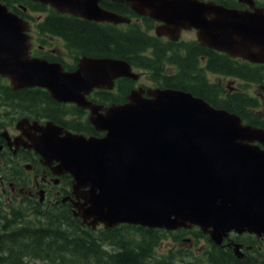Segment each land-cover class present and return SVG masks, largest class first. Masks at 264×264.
Returning a JSON list of instances; mask_svg holds the SVG:
<instances>
[{
  "label": "water",
  "instance_id": "water-1",
  "mask_svg": "<svg viewBox=\"0 0 264 264\" xmlns=\"http://www.w3.org/2000/svg\"><path fill=\"white\" fill-rule=\"evenodd\" d=\"M85 19L128 21L99 0H34ZM164 21L157 35L177 39L195 28L201 44L264 62V9L236 10L213 1L116 0ZM29 25L0 2V76L14 90L40 86L51 98L90 108L103 137L72 133L48 121L35 146L43 164L69 174L73 216L91 227L120 223L175 230L198 225L220 245L229 231L264 235V128L215 108L191 93L132 90L104 108L85 100L119 76L137 78L118 60L83 56L76 70L29 54ZM259 142V147L252 142ZM231 244H229L230 246ZM241 257V244L232 243Z\"/></svg>",
  "mask_w": 264,
  "mask_h": 264
},
{
  "label": "trees",
  "instance_id": "trees-1",
  "mask_svg": "<svg viewBox=\"0 0 264 264\" xmlns=\"http://www.w3.org/2000/svg\"><path fill=\"white\" fill-rule=\"evenodd\" d=\"M1 1L19 16L34 21L33 27L40 33L62 38L66 46L76 55L79 53L125 58L135 67L148 69L152 75L161 78V83L163 82L165 86L180 87L193 93L195 91L196 95L219 105L230 102L223 107L239 114L247 123L264 127V114L260 113V115L255 111H250L252 108L259 107L257 97L252 98L243 91H238L230 97L228 96L227 101H221L213 97L218 94L217 84H207L203 76L195 77L197 74L209 71L229 77H244L245 82H250L264 78V71L259 68L255 77L250 76L251 69L239 67L224 54L206 49L196 42V44L184 42L182 45L164 44L162 39L141 31L135 24L126 29H119L113 25L98 27L79 18L60 15L52 9L44 17L37 19L30 15L29 10L45 11L47 10L46 5L32 0ZM23 7H26L27 10L24 11ZM198 60L205 61V64L196 68ZM168 73H173V75L170 76ZM183 79L189 82L186 86H184L185 82L181 81ZM191 79H196V81ZM258 82L260 81L258 80ZM119 85L117 96L104 92L100 93L98 98L102 102H109L117 99L118 96L125 95L130 87V80H122ZM124 88L126 92H123ZM2 100L6 103L7 109L15 111L18 106L22 107L24 104L23 109L40 111L41 116L47 114L50 119L55 121H57V114H55V118L50 115L49 107H54V112L61 108L50 98L48 93L41 90H13L8 82L0 77V101ZM87 126L90 132L95 133L89 123ZM10 207H7L4 212L0 211V264H25L22 260L25 256H29L28 260L52 257V261L44 262V264L48 262L81 264L86 260L87 264H92L91 257L98 260L95 264H98L99 261L105 264H177V259L173 256L168 257L162 263L149 262L148 259L154 244L164 237H171L173 241L182 242L186 236H202L197 233L198 231L193 234L184 232L182 229L168 232L163 229L145 228L139 225L93 229L83 224L78 217H74L72 211L65 205H56L48 210L40 207L37 214L31 216L27 215L26 210L22 211V207L18 205ZM43 217L47 218L46 223H43ZM135 236L141 237L142 240L135 242L132 238L126 241L122 240L124 237ZM106 241L117 245L118 249L106 254V258H103L100 255V247ZM212 248L209 251L210 255L204 256V261L198 260V263L238 264L239 261L233 257L231 252H223L216 246ZM95 250L96 253L91 255ZM61 252L70 254L71 259H67L65 255L61 261H54L60 259L58 253Z\"/></svg>",
  "mask_w": 264,
  "mask_h": 264
},
{
  "label": "flooded vegetation",
  "instance_id": "flooded-vegetation-1",
  "mask_svg": "<svg viewBox=\"0 0 264 264\" xmlns=\"http://www.w3.org/2000/svg\"><path fill=\"white\" fill-rule=\"evenodd\" d=\"M200 1H213L225 8L247 10L250 12L255 11V9H264V0ZM228 1L232 2V4ZM99 4L108 10L130 16L132 18V25L135 24L136 26L141 27V31L157 37L155 35V31L159 24L149 17L138 15L136 10L130 5L119 3L116 0H100ZM50 9L52 8L48 6L47 10H45L43 14L37 15V18L40 19L44 17ZM67 16L70 15L67 14ZM81 20L90 24H95L98 27L99 25H103L86 19ZM113 26L124 27L125 25L123 26L121 24H117ZM160 39L164 41V44H176L175 42L169 41L168 37L162 36ZM45 41L50 44L49 47L43 48L41 44H38L37 47L33 48L32 52L34 53L38 49L39 51L45 53L51 60L61 58L65 62V68L71 70L69 69L71 66L70 63L74 60V58L67 52L60 50L59 44L62 43L61 38L48 36ZM195 42L201 45L196 39L191 44H194ZM56 46H58V49H56ZM205 48L209 49L207 47ZM226 56L231 58L232 62L237 63L239 67L259 68L264 71V62H253L240 57ZM140 78L141 75L137 80H133V82L130 81V87L127 92L125 88L123 92L125 91L127 94L133 88H141L143 96L147 97L149 94L147 93L149 86H147L148 84L139 81ZM153 78H156L155 75ZM258 80L260 82L255 84H259V89L261 90V95H258L256 98L259 107L252 108L250 111H255L257 114H264V78H259ZM245 83L248 84L251 82L246 81ZM151 87L154 88L158 86L153 85ZM238 91L239 90H236L235 93ZM243 93L247 94L246 92ZM126 94H123L124 96L122 95V97L127 96ZM249 97L255 98V96L251 95H249ZM97 102L103 105L111 103L102 102L101 100ZM67 105H61L58 103V107L63 109L59 108L56 112H54V107H49L51 111V113H49L50 115H53L55 118V114H57V121H55L50 119L47 114L41 116L40 111L38 112L33 109H23L24 104H22V107L18 106V108L13 111L7 109V105L4 100L0 101V211L4 212L7 207L12 205L22 207V211L26 210V213L30 216L32 214H37L36 212L39 211L40 207H43L44 210H48L50 207H54L56 205H65L72 211V201L70 199V197H73L71 194V176L69 174H56L53 167L57 164V162L53 160L50 166L43 164L41 161L43 160L42 155L35 149L37 142L38 144L40 142V133L43 134L42 130L44 127L42 126L46 124L47 121H53L55 124L62 126L66 130L73 133L77 132L84 133L86 135H96L94 132H90L89 128H87V116L89 113L86 114L84 111L73 110L74 106L72 104ZM72 124H76L78 127L72 126ZM97 136H102V134L99 133ZM254 145L263 147V145L258 142ZM204 239L209 241V237L207 236H205ZM229 243L241 244V257H236L233 254L232 246L230 247ZM208 244L209 249L205 250H207V253L210 255L209 250L213 248L212 244ZM218 248H220L223 252H231L233 257L239 261L238 264H264V235L258 236L254 233L248 232H231L229 233L228 238L225 239ZM224 258L226 259V257Z\"/></svg>",
  "mask_w": 264,
  "mask_h": 264
},
{
  "label": "rangeland",
  "instance_id": "rangeland-1",
  "mask_svg": "<svg viewBox=\"0 0 264 264\" xmlns=\"http://www.w3.org/2000/svg\"><path fill=\"white\" fill-rule=\"evenodd\" d=\"M229 3L232 4V2L228 1ZM30 14L33 15L34 17H37V15H41L44 13V11H33V10H29ZM194 36V32H184L182 34L183 37L185 36ZM73 56V54H72ZM205 64V61L202 60H198L196 62V68L203 66ZM251 69L250 76H256L255 73L257 71V69L255 68H249ZM144 72V70H141ZM145 74V73H143ZM203 76L204 81L207 84L210 85H218V94L217 95H213V97L218 98L221 101H227L228 96L230 97L231 95H233L235 93L236 90L239 91H243L246 92L247 94L251 95V96H255L258 97V95H261V90L259 89V84H255L258 83V79H256V81H250L251 83L246 84L245 83V78L244 77H240L238 76L237 78L235 77H229V76H225L219 73H214V72H209V71H204L203 74H197V76ZM196 81V79H191ZM183 82H185L184 86H186L189 82H187L185 79L181 80ZM141 82L146 83L148 85H152L153 83L151 81L148 80V78L146 76H144L143 78H141ZM196 85V84H194ZM160 87H165V84L162 82ZM188 92L193 93L190 90H187ZM194 93L196 94V92L194 91ZM116 100V99H114ZM214 103V102H213ZM212 103V104H213ZM230 102H226L224 103L225 105H219L218 103H214L213 106L218 108V106H227ZM86 117V116H85ZM29 215V214H27ZM43 223L47 222V218L43 217L42 219ZM39 224V223H38ZM47 225V224H45ZM134 240V242L136 240H142L141 237H124L122 240L126 241L127 239H131ZM180 243V244H179ZM182 242H176L173 241L171 237H164V238H160L153 246V248L151 249L150 252V257L148 259L149 262L151 263H162L165 260H167L168 257L173 256L176 257L177 264H207L205 262L203 263H198V260L204 261V256L202 258V255H205L206 251L205 249H209V244L208 242L204 241V240H188L185 243L183 242V244H181ZM218 246V245H217ZM216 246V247H217ZM219 247V246H218ZM217 247V248H218ZM118 249V246L115 244L110 243L109 241H106L104 243H102L100 250H101V254L103 258H106V254L112 253L114 251H116ZM96 253V250L94 251V253H91V255H94ZM59 254V258L60 259H55L54 261H61V258H63L66 255L67 259H71L70 254L61 252L58 253ZM207 257V255H205ZM29 256H25L22 258V260L24 261L25 264H44V262L47 261H52V257L48 258H44V259H33V260H28ZM83 259V258H81ZM101 259V258H100ZM91 263L95 264L96 261H98L96 258L91 257L90 258ZM103 261V259H101ZM85 263L87 264L88 261L86 260ZM85 263H81V264H85ZM47 264H53L51 262H48ZM98 264H105L101 261H99Z\"/></svg>",
  "mask_w": 264,
  "mask_h": 264
}]
</instances>
